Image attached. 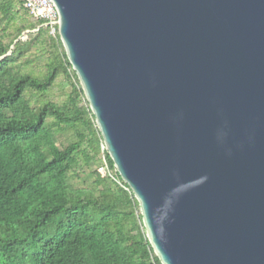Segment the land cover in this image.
<instances>
[{
  "label": "water",
  "instance_id": "obj_1",
  "mask_svg": "<svg viewBox=\"0 0 264 264\" xmlns=\"http://www.w3.org/2000/svg\"><path fill=\"white\" fill-rule=\"evenodd\" d=\"M161 264H264V0H51Z\"/></svg>",
  "mask_w": 264,
  "mask_h": 264
},
{
  "label": "trees",
  "instance_id": "obj_2",
  "mask_svg": "<svg viewBox=\"0 0 264 264\" xmlns=\"http://www.w3.org/2000/svg\"><path fill=\"white\" fill-rule=\"evenodd\" d=\"M102 146L58 27L0 0V264H161Z\"/></svg>",
  "mask_w": 264,
  "mask_h": 264
},
{
  "label": "built area",
  "instance_id": "obj_3",
  "mask_svg": "<svg viewBox=\"0 0 264 264\" xmlns=\"http://www.w3.org/2000/svg\"><path fill=\"white\" fill-rule=\"evenodd\" d=\"M22 1L25 5V8H27L30 11V14L35 19L43 21L44 26L50 27L51 33L54 34L56 31V27H58L59 25V17L52 1L51 0H22ZM103 148L102 150H105ZM102 172L104 171L102 170Z\"/></svg>",
  "mask_w": 264,
  "mask_h": 264
},
{
  "label": "rangeland",
  "instance_id": "obj_4",
  "mask_svg": "<svg viewBox=\"0 0 264 264\" xmlns=\"http://www.w3.org/2000/svg\"><path fill=\"white\" fill-rule=\"evenodd\" d=\"M22 39H26V37H23ZM104 146H102V148H103ZM103 149H105V148H103ZM102 160H103V167L105 168V170H106V173H109V171H108V168H107V165H106V163L104 162V158L102 157Z\"/></svg>",
  "mask_w": 264,
  "mask_h": 264
}]
</instances>
